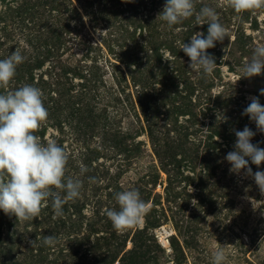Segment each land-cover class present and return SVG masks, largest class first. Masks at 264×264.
I'll list each match as a JSON object with an SVG mask.
<instances>
[{
    "label": "trees",
    "instance_id": "1",
    "mask_svg": "<svg viewBox=\"0 0 264 264\" xmlns=\"http://www.w3.org/2000/svg\"><path fill=\"white\" fill-rule=\"evenodd\" d=\"M165 3L166 0H0L3 37L16 39L20 35L28 45L5 47L0 38V60L17 48L25 57L7 89L0 88V93L24 84L43 91L49 116L36 135L42 142L55 140L66 149V176L83 183L81 196L64 205V216L60 218H53L50 200L33 221L21 222L0 210V264L142 263L144 258H151V233L168 223L169 218L183 235L184 218H177L174 212L180 213L185 206L181 190L194 186V198L205 208L204 215L212 213L216 204L214 189L221 183L216 178L219 172L229 175L231 168L225 156L234 150V130L248 126L256 133L251 142L264 148V133L242 115L250 101L239 96L236 84L226 82L219 73L227 64L226 54L237 57V67H243L244 59H251L254 38L246 34L244 23L251 20V26L257 29L253 14L259 10L236 13L230 6L216 9V2L211 0H194L197 12L204 6L213 7L223 26L234 33L233 39L226 36L207 50L217 66L211 75L204 76L189 69L181 48L196 32L206 36L208 25H199L193 15L169 28L166 22L156 19ZM108 4L121 7L120 15H128L116 32L117 41L123 43L107 46L116 61L99 60L103 54L98 46L100 54L90 56L88 53L95 49L90 46L83 61L64 65L62 58L71 53L73 46L86 47L81 33L84 15L97 22L103 13L100 7ZM234 15L239 16L235 31L230 30ZM109 66L116 89L107 95L114 96L117 115L121 111L132 116L127 129L109 113L110 104H104L96 94L99 87H107L105 70ZM258 98L263 105L264 97ZM218 113L227 117L226 122L222 115L217 119ZM143 135L148 138L157 164H148L140 173L134 168L136 179L125 182L124 176L136 161L148 156L147 142L140 139ZM81 165L88 169L83 174ZM249 166L253 172L263 170L251 161ZM161 172L166 175V184ZM184 182L186 187H182ZM158 185L164 189V198L156 192ZM133 188L151 204V209L142 229L136 226L120 235L103 209H118L114 194ZM162 199L170 216L165 214ZM156 212L161 213L157 216ZM47 235L57 237L58 243L45 246L42 238ZM130 238L133 247L128 250ZM34 240L36 244L32 246L29 241ZM91 240L93 243L86 247Z\"/></svg>",
    "mask_w": 264,
    "mask_h": 264
},
{
    "label": "clouds",
    "instance_id": "2",
    "mask_svg": "<svg viewBox=\"0 0 264 264\" xmlns=\"http://www.w3.org/2000/svg\"><path fill=\"white\" fill-rule=\"evenodd\" d=\"M227 3L236 13L264 10V0H227ZM193 15L199 25H208L207 35L194 33L190 43H183L181 49L190 58L189 69L209 76L217 64L207 50L228 36L216 10L204 6L197 12L194 0H166L156 19L172 28ZM252 51L251 59L243 66L242 77L251 78L264 73V44H257ZM24 60L19 48L0 60V88L7 89L16 75L17 66ZM259 94L264 96V89H260ZM43 96V91L31 84L0 93V210L15 215L21 222L37 219L49 200L53 218L63 217L64 205L78 199L83 187L80 179L66 176L69 160L66 149L55 140L42 142L41 137L36 135L49 116ZM221 115L222 121L226 122L227 117L223 114L218 113L217 119ZM242 115L248 116L255 122L257 130L264 133V105L258 97H250ZM234 131V150L225 156L231 165L230 172L240 174L244 170V175L252 177L264 195V172L253 173L249 166V161L257 167L264 163V148L251 142L256 133L248 126ZM87 170L81 165V174ZM114 199L118 209H105V214L117 232L138 226L151 209V204L144 201L134 188L115 193ZM29 243L34 246L36 240ZM42 243L54 246L58 240L53 235H47L42 238ZM226 246L213 251V264H225Z\"/></svg>",
    "mask_w": 264,
    "mask_h": 264
},
{
    "label": "rangeland",
    "instance_id": "3",
    "mask_svg": "<svg viewBox=\"0 0 264 264\" xmlns=\"http://www.w3.org/2000/svg\"><path fill=\"white\" fill-rule=\"evenodd\" d=\"M211 1L216 2V9L229 8L227 0ZM1 9L2 7H0V10ZM95 9L98 10V8ZM100 10H103V13L100 14L99 21L97 22H93V19L84 15L85 27L81 28V33L83 37L82 40L86 47L83 49V46H80L79 48L73 46L71 53L64 55L62 58L64 65L68 64V61L73 65L77 64L78 61H83L85 58L82 56L87 54L88 51H86V48L88 49L90 46L95 48L93 49L94 51L88 53L90 56H98L100 54L96 47L98 46V48L102 49L103 54V57H100L99 60H103V63H105L106 58L111 62L116 61L113 56L109 54L107 46L113 44L116 47L123 43L122 41H117L116 32L119 31L123 18L128 15H120L119 12L121 11V7H118L115 4H108L105 7L101 6ZM2 11L5 12V7H3ZM253 15L257 18V29H253L251 26V20L244 23V28L246 34L253 36V44L255 47L257 44H264V10H259ZM105 20H112L113 22L110 23ZM238 21L239 16L236 17L234 15V17H232V26L230 27V30H236L235 27H237L236 24ZM8 23V31H10L11 22L8 20ZM227 32H229V30H227ZM3 36L4 34L0 32V38L2 41L4 40L5 47H10L16 44V47L20 46L28 48L24 38L20 35H16V39L13 37L5 38ZM228 36L233 39L234 33L229 32ZM185 58H187L190 63V58L187 56H185ZM224 60L227 64L219 69V73L222 74V77L226 82L236 84V87L240 92L239 96L243 95L242 97L247 101H250V97L260 96V89H264V73L251 78L242 77L244 75L242 71L243 67H237L234 65L237 62V57L235 55L231 54V56H229L226 54ZM85 61L91 63L90 60ZM246 62L247 60L244 59V63ZM48 64L49 63L47 62L45 67H48ZM104 65H108V63ZM111 74L112 68L109 66L108 70H105L107 87H99L96 94L101 100H103L104 104H110L109 113L111 112L116 116V120L119 121L120 125L124 129H127L131 127V122H133L132 116H130L129 113L122 114L121 111H119V114L117 115V110H119V108H114L117 106V104L112 101V97L114 96L111 97L107 95L110 94L109 91L116 89ZM76 82H81V79L76 78ZM252 123L256 126L254 121H252ZM140 139L147 142L148 156L136 161V164L131 168V172L124 176L123 181L125 182L136 179V170L134 168L137 170L139 169L138 171L140 173L143 168L148 166V164L153 162L157 164V160L152 153L147 136L143 135ZM261 167H263V170L261 171L264 172V163L261 164ZM227 173L229 175H220L219 172L218 177L216 178L221 182L217 188L214 189L216 204L214 205L212 213L206 216L204 215L205 208L198 205L197 199L194 198L197 194L194 186L186 187V182L183 183L182 187L186 188L180 191V195L183 199H186V202H184L185 206L180 213L178 210L174 211L179 215L177 218H184L185 226L183 229V235L175 229L171 218H169L168 223H165L160 228L154 229L151 233L154 236V240L149 242L152 246L151 258L149 259L148 256L139 264H213V251L225 245H227L225 248V254L227 257L225 264H264V195L261 194L254 179L244 175V170H241L240 174L230 172V170ZM187 174L188 173H186V175ZM161 176L162 181L164 182L166 175L161 172ZM164 184L166 183L164 182ZM156 192L161 194L164 198L163 187L158 185ZM161 202L162 207L164 206L165 214L170 216L171 212L167 208L164 199H162ZM105 209L106 208H104L103 211ZM160 209L161 206H157V210L161 211ZM158 213L156 212L154 215H157ZM182 223L183 222H181L180 225ZM144 225L145 219H143L138 227L142 229ZM165 230L167 231V234L165 233ZM126 231L118 233L121 235ZM131 238L127 244L128 250L133 247L130 241ZM162 238H166V241L168 242L165 247L161 241ZM92 243L93 241L91 240L86 247H89ZM138 262H140V259ZM116 264H119V262H116Z\"/></svg>",
    "mask_w": 264,
    "mask_h": 264
},
{
    "label": "bare ground",
    "instance_id": "4",
    "mask_svg": "<svg viewBox=\"0 0 264 264\" xmlns=\"http://www.w3.org/2000/svg\"><path fill=\"white\" fill-rule=\"evenodd\" d=\"M165 231H166V230H165ZM162 233H163V231H162ZM165 233L167 234V231H166ZM160 235H161V234H160ZM161 241H162V243L164 244V247L167 246V243H168V242L166 241V238H162ZM168 248H169V247H168Z\"/></svg>",
    "mask_w": 264,
    "mask_h": 264
}]
</instances>
